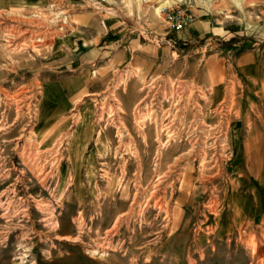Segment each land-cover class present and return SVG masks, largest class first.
<instances>
[{
  "label": "rangeland",
  "instance_id": "obj_1",
  "mask_svg": "<svg viewBox=\"0 0 264 264\" xmlns=\"http://www.w3.org/2000/svg\"><path fill=\"white\" fill-rule=\"evenodd\" d=\"M175 1L19 0L0 9V35L16 36L9 47L0 40V264H264V181L250 175L264 172V117L234 116L233 103L227 114L224 103L207 107L208 91L171 75L185 41L167 34L175 54L147 83L141 71H119L104 94L74 102L62 121L45 120L44 99L61 97L47 84L82 72L77 61L53 65L48 56L70 37L77 10L140 17L137 30L152 34L166 31L158 8ZM246 19L240 25H251ZM53 20L65 28L56 32ZM32 27L51 32L50 42L20 34ZM83 72L98 90L93 71ZM134 76L139 97L126 109ZM192 131L200 136L188 138ZM246 140L254 148L244 150Z\"/></svg>",
  "mask_w": 264,
  "mask_h": 264
},
{
  "label": "crops",
  "instance_id": "obj_2",
  "mask_svg": "<svg viewBox=\"0 0 264 264\" xmlns=\"http://www.w3.org/2000/svg\"><path fill=\"white\" fill-rule=\"evenodd\" d=\"M0 2H3L5 6H0V9L19 7L17 6L19 0H0ZM37 4L41 3L37 2ZM190 11L193 21L182 31L172 34L162 20L166 31L162 32L161 26L158 25L154 34H150L151 31H144L147 30L144 28L148 26H144L143 31L137 30L135 24L142 27L140 22L143 23L140 17L134 21L126 16L121 19L117 15L107 17L89 9L77 10L71 17L74 27L70 37L65 42L59 43L54 51L55 54L49 53L48 56L50 64L53 65L67 64L70 59L77 61L82 72L79 77L65 79L57 85L47 84L49 89L53 88L61 97L55 93L44 99L45 120L58 116L62 121L64 112L70 109L74 102L87 96L104 94L105 89L114 81V74L119 71L126 72L134 68L146 77L150 72L162 70L165 63L170 66V61L165 58H170L168 54H175V52L173 48L171 50L169 48V39L164 41L167 34L171 38L173 35L174 39L185 41V45L188 44L187 51L183 52L179 58L171 60V75H176L183 81L192 82L197 87L208 91L207 107L224 103L227 114L228 106L233 103L234 116L252 114L258 118L264 117V0H254L252 5H247L244 0L241 2L193 0ZM246 17L250 18L251 25L246 23H244L245 26L240 25L247 20ZM239 25L240 29L237 30ZM231 27H235L234 30H229ZM241 29L245 32H240ZM239 33L244 34L245 38L233 48L214 44L216 41L227 40ZM140 38L147 39L148 42L141 41ZM199 40L205 44L198 47L192 45ZM211 42L214 45L205 48ZM151 45L155 47V50L148 49ZM160 45H162L161 48ZM241 45L244 50L236 54ZM165 49L168 51H166L167 54ZM84 70L93 71L98 90L89 88L90 85L85 81ZM136 77L134 76V80L127 83L126 109H129L139 97L137 87L141 84L135 79ZM151 77L152 75L143 78L145 83ZM55 96L63 102L60 108ZM50 102H55L56 105L52 112H49ZM235 107H237L236 110ZM259 132L264 133V130ZM252 142L253 145L246 140L243 144L244 150L248 148L246 145L250 149L254 148L255 143ZM250 175L260 182L264 181L263 169L261 174L252 172ZM256 189L252 188L251 192L254 193ZM253 193L251 199L244 197V205H248L246 203L248 200L255 202ZM234 205L231 204V207ZM236 212L239 214L238 209L233 208L234 215ZM233 221L235 222L234 219ZM245 222L249 223V221Z\"/></svg>",
  "mask_w": 264,
  "mask_h": 264
},
{
  "label": "built area",
  "instance_id": "obj_3",
  "mask_svg": "<svg viewBox=\"0 0 264 264\" xmlns=\"http://www.w3.org/2000/svg\"><path fill=\"white\" fill-rule=\"evenodd\" d=\"M171 3L167 6H160L158 14L166 23L167 29L173 34L182 31L187 24L193 21V15L190 11L193 0H177Z\"/></svg>",
  "mask_w": 264,
  "mask_h": 264
},
{
  "label": "bare ground",
  "instance_id": "obj_4",
  "mask_svg": "<svg viewBox=\"0 0 264 264\" xmlns=\"http://www.w3.org/2000/svg\"><path fill=\"white\" fill-rule=\"evenodd\" d=\"M167 4H169V2H166L165 4H163L164 6L166 5L167 6ZM3 5V4H2ZM14 16V15H13ZM14 19V18H13ZM11 21H12V19H11ZM53 21H55V20H53ZM5 22V21H4ZM16 22V21H15ZM9 23V22H8ZM30 23H32V22H30ZM59 23V25H58V28H56L55 29V27H54V29H55V31L56 32H61L64 28H65V25L63 24V23H61V20H58V21H55L54 22V24L55 25H57ZM67 24V23H66ZM13 26H14V24H13ZM29 26V25H28ZM17 27V26H16ZM24 27V26H23ZM27 27V26H26ZM26 27H24L25 29H27ZM23 29V28H22ZM16 30V29H15ZM29 31H28V33H20L21 35H23L24 36V38H28V37H31L33 40H36L37 42H39V44H45V43H48V42H50L49 41V39L51 38L50 37V33H46L45 31L43 32V33H35L36 32V29L34 28L33 29V27L32 28H29L28 29ZM49 30V29H48ZM2 31V30H1ZM27 31V30H26ZM25 31V32H26ZM47 31V30H46ZM4 32H6L5 30H4ZM10 32L11 33H5L4 35H0V40H3V39H5L6 41H7V47H9V45L11 46V45H13V42L15 41V40H13V42H11V40H12V38L13 37H16L13 33V31H12V29L10 30ZM24 32V31H23ZM30 32V33H29ZM31 32H33V33H31ZM52 32H53V30H52ZM22 37V36H21ZM3 38V39H2ZM21 39V38H20ZM19 40V39H18ZM25 41V40H24ZM12 43V44H11ZM15 43V42H14ZM24 43V42H23ZM26 43V42H25ZM28 43H29V41H28ZM30 45V44H29ZM20 46H21V44H20ZM38 46V45H37ZM6 47V48H7ZM22 47H26V46H22ZM30 47V46H29ZM34 47V46H33ZM21 49V48H20ZM43 117V116H42ZM173 122V121H172ZM170 123V126H169V129L170 128H172V125L174 124V123ZM194 127V126H193ZM194 129V128H193ZM202 130V129H201ZM203 132H205V131H200L199 132V134H201L202 135V133ZM196 133V131H192V133H190V134H188V138H191V139H193V138H197V136H200V135H196L195 134ZM203 134H205V133H203ZM171 135H172V133H171ZM206 135H207V133H206ZM190 142V141H189ZM195 144V143H194ZM221 148H222V146H221ZM194 149V148H193ZM193 149H191L189 152H193ZM221 151H222V149H221ZM190 154V153H189ZM214 156V155H213ZM215 161V160H214ZM214 161H210L211 162V164H213V165H216V163L214 162ZM210 162H208V163H210ZM214 167V166H213ZM38 168V167H37ZM35 169V168H34ZM41 171V170H40ZM41 173V172H40ZM210 204V203H209Z\"/></svg>",
  "mask_w": 264,
  "mask_h": 264
}]
</instances>
